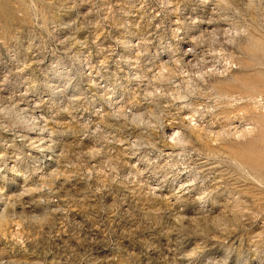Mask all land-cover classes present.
Masks as SVG:
<instances>
[{
  "label": "rangeland",
  "instance_id": "rangeland-1",
  "mask_svg": "<svg viewBox=\"0 0 264 264\" xmlns=\"http://www.w3.org/2000/svg\"><path fill=\"white\" fill-rule=\"evenodd\" d=\"M0 264H264V0H0Z\"/></svg>",
  "mask_w": 264,
  "mask_h": 264
},
{
  "label": "bare ground",
  "instance_id": "bare-ground-1",
  "mask_svg": "<svg viewBox=\"0 0 264 264\" xmlns=\"http://www.w3.org/2000/svg\"><path fill=\"white\" fill-rule=\"evenodd\" d=\"M187 57H188L189 60L192 59V51L187 52ZM191 61H193V60H191Z\"/></svg>",
  "mask_w": 264,
  "mask_h": 264
}]
</instances>
